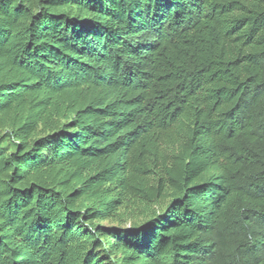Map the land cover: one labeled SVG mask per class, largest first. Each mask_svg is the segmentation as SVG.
<instances>
[{
    "label": "trees",
    "instance_id": "trees-1",
    "mask_svg": "<svg viewBox=\"0 0 264 264\" xmlns=\"http://www.w3.org/2000/svg\"><path fill=\"white\" fill-rule=\"evenodd\" d=\"M0 264H264V0H0Z\"/></svg>",
    "mask_w": 264,
    "mask_h": 264
}]
</instances>
